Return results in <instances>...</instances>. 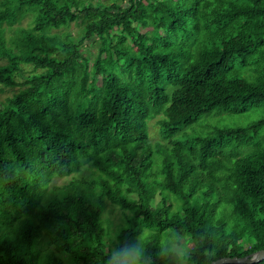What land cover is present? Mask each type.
I'll return each instance as SVG.
<instances>
[{"label": "trees", "instance_id": "obj_1", "mask_svg": "<svg viewBox=\"0 0 264 264\" xmlns=\"http://www.w3.org/2000/svg\"><path fill=\"white\" fill-rule=\"evenodd\" d=\"M124 1L0 2V87L16 90L0 102V264H211L264 249V115L179 136L264 108V0ZM73 22L81 40L64 32ZM159 116L167 146L150 139ZM82 166L94 177L52 185ZM104 200L131 213L107 242ZM183 240L194 253L175 251Z\"/></svg>", "mask_w": 264, "mask_h": 264}, {"label": "rangeland", "instance_id": "obj_2", "mask_svg": "<svg viewBox=\"0 0 264 264\" xmlns=\"http://www.w3.org/2000/svg\"><path fill=\"white\" fill-rule=\"evenodd\" d=\"M93 3L97 2H102L106 4H113L114 2L117 3H123L127 2L124 0H92ZM1 2V0H0ZM151 8L148 7V13L151 15ZM23 26H29V23L25 21L23 23ZM85 24L84 23H78V22H73L71 27L64 32L70 33L74 39L76 40H81L83 36L85 35L84 31ZM153 29V28H152ZM156 30V28H154ZM86 45L88 46L85 48L86 54L88 57L93 58L94 55L96 54L97 48H98V43L91 41H87ZM5 60H1L0 64H5ZM24 71L26 74H29L32 71V67L26 66L24 67ZM19 82H22V78H18ZM2 88L0 87V102L4 101L7 97H11L15 93V89H8V90H1ZM264 115V108L261 109H254L251 110L247 113L244 114H239V115H230V114H223V115H210V116H205L203 119H201L199 122H197L194 126L184 128L181 134L187 136V137H193L198 134H203V135H208L211 132H213L214 128L217 126H231V127H239V126H247L256 120L260 119ZM161 117H157L149 122V135L150 139L153 143H159L162 144V146H167L169 145L168 141H165L160 133V126H159V119ZM178 136V137H179ZM91 171H89L86 166H82L81 169L77 172H75L72 176L67 177V178H55L52 185L55 186H64L69 184L70 182H76L81 179H87V178H92ZM95 196H98L97 193H95ZM174 197V196H173ZM171 198V200L174 202L175 205H177V199ZM161 198H157L155 200V205L160 203ZM180 204V202H179ZM104 207H105V213H104V227H110V235L109 237H106V242L108 239H115V234H118L122 229L124 225V221L127 215L131 214L130 212H124L119 209L116 205L111 203L108 200H104ZM109 222V223H108ZM109 224V225H108ZM126 226V225H125ZM115 232V233H114ZM165 242V241H164ZM250 245V244H249ZM110 246L112 248L115 247V242H110ZM175 251L181 255L184 256L187 254L189 251V254H192L195 252L194 244L193 243H187L184 240L182 241V245L180 247L174 246ZM247 248H249L247 246ZM63 259V257H62ZM64 260V259H63ZM183 264H187L184 262Z\"/></svg>", "mask_w": 264, "mask_h": 264}, {"label": "water", "instance_id": "obj_3", "mask_svg": "<svg viewBox=\"0 0 264 264\" xmlns=\"http://www.w3.org/2000/svg\"><path fill=\"white\" fill-rule=\"evenodd\" d=\"M264 262V249L249 254L245 257L222 258L211 264H259Z\"/></svg>", "mask_w": 264, "mask_h": 264}]
</instances>
